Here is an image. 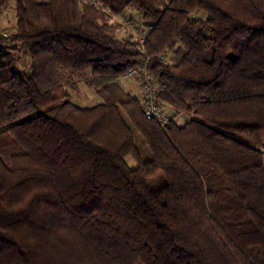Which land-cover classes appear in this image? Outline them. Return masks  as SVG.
<instances>
[{
	"label": "trees",
	"instance_id": "obj_1",
	"mask_svg": "<svg viewBox=\"0 0 264 264\" xmlns=\"http://www.w3.org/2000/svg\"><path fill=\"white\" fill-rule=\"evenodd\" d=\"M9 3L0 264H264V0ZM128 9L181 124L145 117L117 80L142 55L113 17ZM80 82L97 100H70Z\"/></svg>",
	"mask_w": 264,
	"mask_h": 264
},
{
	"label": "built area",
	"instance_id": "obj_2",
	"mask_svg": "<svg viewBox=\"0 0 264 264\" xmlns=\"http://www.w3.org/2000/svg\"><path fill=\"white\" fill-rule=\"evenodd\" d=\"M113 17L132 33L136 39L137 48L142 54L141 59L123 71L119 78L135 80L138 92L133 95L139 99L145 117L155 120L160 127H164L169 119L173 120L175 124L183 123L187 119L185 114L177 112L167 115L168 113L166 114L158 105L156 93L162 88V83L148 69V55L144 46V27L137 26L129 17L120 14H115Z\"/></svg>",
	"mask_w": 264,
	"mask_h": 264
},
{
	"label": "rangeland",
	"instance_id": "obj_3",
	"mask_svg": "<svg viewBox=\"0 0 264 264\" xmlns=\"http://www.w3.org/2000/svg\"><path fill=\"white\" fill-rule=\"evenodd\" d=\"M125 13H126V15H130L133 18L132 21L134 24H136L137 26H142V21H140V19L138 18V15H137L138 13L136 10L128 9V10H126ZM134 16H136L135 19H134ZM126 17H128V16H126ZM13 19H14V17H13L12 4L9 3L6 7H4L3 9L0 10V33L7 34L10 32V30L12 28V24H13ZM121 31H122V29H121ZM118 32H120V30ZM16 54L18 56L17 64L19 66H26L28 64L27 54L25 52H23L22 49L20 51H17ZM117 80L125 88V86L123 85L124 79L118 78ZM125 89L130 91L132 94L135 93V91H136L135 89L133 91L130 88H125ZM69 91H70V97H69L70 100H72L73 102H75L76 104H79V105L90 104L93 101L97 100V96L94 92V88L88 87L81 82L78 83L76 89H69ZM133 133H134L135 143L137 144L138 148L140 149L142 156L144 158H146L147 157V148H146L142 138L139 136V134L136 131H133ZM125 159H126V162L130 166L134 165V160L132 159L131 156L127 155L125 157Z\"/></svg>",
	"mask_w": 264,
	"mask_h": 264
},
{
	"label": "crops",
	"instance_id": "obj_4",
	"mask_svg": "<svg viewBox=\"0 0 264 264\" xmlns=\"http://www.w3.org/2000/svg\"><path fill=\"white\" fill-rule=\"evenodd\" d=\"M123 85L125 86V88H130L131 90L134 91V89L136 90L135 93L138 92V90L136 89L137 88V84L135 82L134 79L132 78H127V79H124V83ZM134 94V93H133Z\"/></svg>",
	"mask_w": 264,
	"mask_h": 264
}]
</instances>
